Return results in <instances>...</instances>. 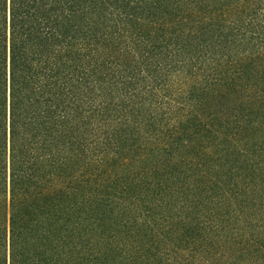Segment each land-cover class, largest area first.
Here are the masks:
<instances>
[{"label": "trees", "instance_id": "1", "mask_svg": "<svg viewBox=\"0 0 264 264\" xmlns=\"http://www.w3.org/2000/svg\"><path fill=\"white\" fill-rule=\"evenodd\" d=\"M0 264H264V0H0Z\"/></svg>", "mask_w": 264, "mask_h": 264}]
</instances>
